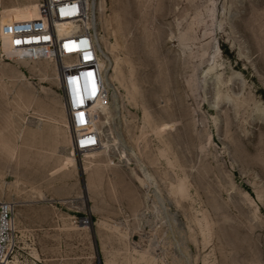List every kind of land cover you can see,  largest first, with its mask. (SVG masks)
Returning a JSON list of instances; mask_svg holds the SVG:
<instances>
[{
    "label": "rangeland",
    "instance_id": "rangeland-1",
    "mask_svg": "<svg viewBox=\"0 0 264 264\" xmlns=\"http://www.w3.org/2000/svg\"><path fill=\"white\" fill-rule=\"evenodd\" d=\"M30 1L0 0L1 35ZM94 21L101 144L70 142L65 173L54 62L0 58L10 264H264V0H98Z\"/></svg>",
    "mask_w": 264,
    "mask_h": 264
},
{
    "label": "built area",
    "instance_id": "built-area-1",
    "mask_svg": "<svg viewBox=\"0 0 264 264\" xmlns=\"http://www.w3.org/2000/svg\"><path fill=\"white\" fill-rule=\"evenodd\" d=\"M39 18L5 29L12 57L54 62L56 82L74 150L95 149L100 133L90 128L93 104L106 97L94 12L98 0H37ZM0 32V58L7 57ZM76 221V220H75ZM79 222L88 223L87 218ZM76 223V222H75ZM15 207L0 202V264L15 252Z\"/></svg>",
    "mask_w": 264,
    "mask_h": 264
},
{
    "label": "crops",
    "instance_id": "crops-1",
    "mask_svg": "<svg viewBox=\"0 0 264 264\" xmlns=\"http://www.w3.org/2000/svg\"><path fill=\"white\" fill-rule=\"evenodd\" d=\"M32 1H30V2H32ZM25 124H27V123H25V122L20 123V126H22V127L20 128V130L17 133V142H21V140L23 139V136L25 137V133L27 132L26 131L27 125H25ZM24 125H25V127H24ZM28 134H29V136H32V132H29ZM53 138H54V141H52V143L55 146L54 151H56V154L58 156V164L53 168L54 169L53 172L65 173L66 171L70 170V168L72 167V165L66 166V162H65V154L69 151L68 146H69V143L71 142V139L69 137V132L67 131V129L59 128L58 135L57 136L52 135V139ZM22 142L25 143V139L22 140ZM57 145H58V147H57ZM22 155L23 154H21L20 157L18 156L19 162H21L22 159H25V157L24 158L21 157ZM45 158H47V156H45Z\"/></svg>",
    "mask_w": 264,
    "mask_h": 264
},
{
    "label": "bare ground",
    "instance_id": "bare-ground-1",
    "mask_svg": "<svg viewBox=\"0 0 264 264\" xmlns=\"http://www.w3.org/2000/svg\"><path fill=\"white\" fill-rule=\"evenodd\" d=\"M27 10H28V13L29 14H32L33 17L36 19V18H39V11H38V1L37 2H33L31 5L27 6ZM17 14L19 17L23 16V11L22 10H18L17 11ZM2 40H3V47H4V51L9 55L11 54V51L6 47L7 46V37H6V34H3L2 36ZM18 59H23V60H27V59H24L22 57H16ZM45 60H48V59H45ZM86 149L82 150V151H85ZM82 224H86V223H83V222H80ZM5 264H10V260H5L4 261Z\"/></svg>",
    "mask_w": 264,
    "mask_h": 264
}]
</instances>
